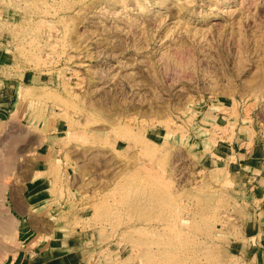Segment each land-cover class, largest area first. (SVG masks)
<instances>
[{
    "label": "rangeland",
    "instance_id": "rangeland-1",
    "mask_svg": "<svg viewBox=\"0 0 264 264\" xmlns=\"http://www.w3.org/2000/svg\"><path fill=\"white\" fill-rule=\"evenodd\" d=\"M0 52V264L54 227L79 264H264V0H0Z\"/></svg>",
    "mask_w": 264,
    "mask_h": 264
},
{
    "label": "crops",
    "instance_id": "crops-1",
    "mask_svg": "<svg viewBox=\"0 0 264 264\" xmlns=\"http://www.w3.org/2000/svg\"><path fill=\"white\" fill-rule=\"evenodd\" d=\"M1 59L2 57L0 52V66L3 65L1 63L2 62ZM0 81H3L1 77V73H0ZM245 153H247V151L245 152L237 151V158L240 159V155L246 156ZM41 156H44V154ZM261 163L263 164L264 162ZM232 164H234V162ZM237 166H240L238 167V170L242 175H247L249 171L251 173L256 172V174L253 175L252 177L253 178L257 177V185H256L257 187L261 186L260 182H264V164L262 165L263 167L260 168L259 166H254L253 164H249V163L245 164V163L237 162ZM249 177H251V175ZM262 186H264V184ZM258 198L260 200H264L263 189L261 190L260 196ZM256 214L258 219L261 220L257 225L258 227L257 234H259V236L262 237V239H264V202L262 203L261 208H259V210L256 211ZM59 234L62 235L58 237ZM42 236H44L45 239L43 240L41 239L40 242L34 246V249L37 250L38 259L34 260L33 264H79L78 262H72L71 260H69L70 258L69 254H72L74 252L75 250L74 248H76V245L75 242H72L70 238L65 237L63 230L61 231L57 227H54L49 233L48 231L41 232V237Z\"/></svg>",
    "mask_w": 264,
    "mask_h": 264
},
{
    "label": "bare ground",
    "instance_id": "bare-ground-1",
    "mask_svg": "<svg viewBox=\"0 0 264 264\" xmlns=\"http://www.w3.org/2000/svg\"><path fill=\"white\" fill-rule=\"evenodd\" d=\"M29 87V86H28ZM24 93H25V90L23 91ZM30 93V92H29ZM23 94V93H22ZM27 93H25L24 95H26ZM148 142H150V143H152V144H154V145H159L158 143H156V142H154V141H152V140H148ZM150 154H151V152H149ZM213 177V176H212Z\"/></svg>",
    "mask_w": 264,
    "mask_h": 264
}]
</instances>
